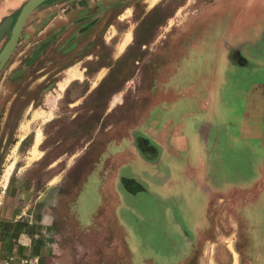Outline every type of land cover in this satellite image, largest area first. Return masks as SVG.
<instances>
[{"label": "rangeland", "instance_id": "374dc122", "mask_svg": "<svg viewBox=\"0 0 264 264\" xmlns=\"http://www.w3.org/2000/svg\"><path fill=\"white\" fill-rule=\"evenodd\" d=\"M73 1L39 5L0 71V264H264V223L251 230L246 224L244 230L237 216L233 224L230 220L205 231L199 247L185 248L187 235L194 238V232L184 226L175 229L177 225L170 221L172 228L166 220L170 203L166 184L172 171L161 145L163 125L173 105L181 108L180 113L173 112L177 121H194L198 139L194 148L201 155L198 160L212 166L216 187L238 185L234 181L246 173L238 169L237 153L245 155L249 164L254 156L262 157L253 151L260 149L253 120H260L264 110V62L256 60L264 59V9L246 22L250 32L260 37L235 43L244 45L246 68L212 70L205 50L188 45L180 61L172 63L179 65L176 74L164 80L167 87L179 83L180 94L187 97L165 105L154 104L163 92L158 78L166 41L156 37L159 27L189 0L159 1L147 22V26L153 22L154 38L133 40L129 32L119 47L121 54L115 53L110 38L128 30V21L142 11L137 13L129 0L122 7H108L113 13L103 16L109 21L100 33L108 39H93L84 49L73 43L89 23L73 31L77 25L70 17ZM28 2L0 0V26L12 20L0 40V54ZM194 6L191 2L187 13L200 8ZM228 25L222 23L217 33L222 36ZM208 93L213 96L212 109L198 110L190 96ZM249 98L260 101L249 105ZM148 108L161 134L132 131V124L142 121L141 114ZM243 112H251L252 117L251 130L246 126V144L231 124ZM189 113L194 115L188 118ZM148 127L143 125L141 130ZM231 135L237 138L231 140ZM147 142L158 149V155L148 151ZM125 144L135 145L143 155L131 159L118 173L135 180L146 193L131 195L139 191L131 192L130 186L136 188L134 181L126 184L114 179V159ZM247 171L251 178L256 176L253 166ZM89 180L94 181L92 186ZM95 181L100 182L98 188ZM120 189L117 215L103 202L119 197ZM260 209L264 217V203Z\"/></svg>", "mask_w": 264, "mask_h": 264}, {"label": "crops", "instance_id": "0c3cea01", "mask_svg": "<svg viewBox=\"0 0 264 264\" xmlns=\"http://www.w3.org/2000/svg\"><path fill=\"white\" fill-rule=\"evenodd\" d=\"M49 1L50 0H47L44 3H48ZM129 1H132L131 6L137 9V13L142 11V15H133L131 20L128 21V23H130L129 29L118 33V36H112L110 38L114 41L112 46H115L116 54H121L119 53V47L129 32L132 33L133 40L138 38H154V33L152 31L154 30L153 22L148 24V26L147 22L153 15L152 13L155 11L156 6L161 0ZM205 1L206 0H189L187 4L180 7L171 19H168L164 25L159 27L161 32L156 38L166 39L162 52L163 63L159 69L160 73L158 78V81L162 82L163 92L160 97L158 96L156 98L154 104H156V102L159 103L160 101L164 104L168 103V101H174L176 104L180 103L179 101L181 98L187 97L180 94L181 86L178 85L179 83L175 82L167 87L164 80L170 76L171 73H174V75L176 74V70L179 69V65L176 63L180 61L182 58L181 54L188 45L194 46L196 49H200L201 47V50H205L206 62L212 64V70H214L215 67H218L219 69H234V67L246 68V51L244 45H236L235 43L241 38L244 40L246 39L248 42L251 39H258L260 37V35L255 37V33L250 32L249 26H246V22L248 20L251 21L257 16V14L262 12L264 9V0ZM127 2L128 0L73 1L70 9V17L72 16V19L76 21L75 24H77L73 31H78V29H81L78 27L89 23V26L85 30H82L81 32L79 31V35H77L78 40H76L73 45H75V47L80 45L85 49V45H88L89 41L91 43L93 39L95 40L96 38H99L100 40L101 37H103V39L107 40V34H104L105 36L100 34L101 32H104L103 26H106L109 21L108 18L103 16H112L113 13L111 10L108 11L107 8L122 7ZM191 2H194L196 7L200 6V8H195L194 12H190L189 14L187 12ZM248 6L252 7L251 11L248 9ZM96 16L98 18L95 20L94 17ZM123 16L125 17V15H122L120 19H122ZM170 22L174 23L171 25ZM225 22L229 24V27L221 36L217 33V29ZM97 33H99V35H97ZM128 47L130 46H127V48ZM256 60L260 63L264 62V59L262 58H257ZM173 62L176 63L173 65ZM168 82L171 83L169 80ZM204 89L205 92H208L209 90L207 87H204ZM194 96L195 97L190 96V100L195 102L198 110L212 109V95L208 93L207 96L197 94H194ZM257 100L260 101L258 98H249V105L251 102L256 103ZM220 101H222V99H220ZM242 103L246 106V97L243 98ZM261 103H263L262 100ZM263 109L264 106L262 107V110ZM180 110L181 108L178 106L173 107L172 105L169 107V111L175 113H180ZM173 112H168L169 118L165 119L162 135L163 139L161 141L163 155L168 153V158L171 162L170 171H172V179L171 176H169V181L166 184V188H168V191L166 192L167 200L169 199L170 203L166 206L165 216L166 220L169 219V225L171 223L170 221H172V223L175 222L174 225H177L175 229H181V226H184L186 229L189 228V230L194 232V238L188 239L187 235L185 243H183L185 248L190 251V248L199 247L203 243L205 231L215 229V224H217L219 228V225H222V222L229 224V221L231 220L233 224L234 222H237L235 221L236 216L239 218L238 222L240 223L238 224L242 223L244 225V230H246V224L251 227L250 230L254 227H260V224L264 223L263 210L260 209L261 203H264V198H261L264 192V149L262 150V148H264V128H261L264 124V120H262V118L264 119V110L263 116L260 117V120H253L256 124L254 127V137L260 140V149L258 151L254 149L253 151L257 153V155L261 153L262 157L261 155L259 158L254 156V163L251 162L249 164V161H246L245 155L237 153V156H239L238 159H240L237 164V166H239L238 169H244L246 173L241 171L245 174L239 175L240 178L234 181L237 183L239 182L238 185H234V183H225L221 188L215 186L217 178L215 174L213 175L211 173L212 166L208 165L207 162H201L198 160L201 155H199L194 148L198 142V139L194 137L195 130H197L196 128H194L195 130L193 129L194 121H177L175 113ZM211 113H213V110ZM141 115V119L143 120L132 124V131H135L140 135H152V133L161 134V131L156 128L158 121L155 120V114L151 113L150 108ZM185 115L188 118H191L194 113ZM232 119L231 124L237 129L236 134H240L238 138H241L246 144V126H248L249 131L252 128V126H250V122H252L251 112H243V115L233 117ZM147 124L149 125L148 129L141 130L142 126ZM140 131L144 132L142 133ZM228 134L229 133H227V135ZM229 138L233 140L237 137H232L231 135ZM147 145V147L151 148V150L148 148V151L153 152V156L158 155V149L151 146L150 142H147ZM119 151V156L114 159L115 167L113 168L115 173H117L114 179L122 180L126 184H129L130 181L133 183L134 181V183H136V188H131L130 186L132 192L134 189L137 190L139 184L131 178L123 177L121 174L119 175L118 170L122 169V166L124 165H129V161L134 157L139 159L143 154L141 155L138 151V147L132 144H125V146ZM116 152L117 151H115V154ZM186 152L187 154L185 155ZM150 160H152V158ZM250 166H253V171L256 175L253 178H251L247 171V168ZM101 179V177L98 178L99 181H101ZM93 182V180H89L87 183H90L89 185L92 186L91 183ZM177 182H179L178 186ZM87 183L85 186H87ZM98 184H100V182H96L97 188L99 187ZM138 190L139 191L137 192H132L133 194L131 195H136L142 192L146 193L148 191H143L140 188H138ZM187 190L193 195L191 196L188 194ZM173 191L182 194V197L173 196V193H175ZM119 194V197L116 196L110 198V202L106 201V198H104L103 202L104 205L107 204V209L109 211H115L117 215V204L122 201L120 199L122 198L121 194H123L122 189H120ZM236 206L240 208L237 212L234 210ZM172 210L178 213L179 218L174 216L175 213ZM172 223L170 227H172Z\"/></svg>", "mask_w": 264, "mask_h": 264}, {"label": "water", "instance_id": "95a60500", "mask_svg": "<svg viewBox=\"0 0 264 264\" xmlns=\"http://www.w3.org/2000/svg\"><path fill=\"white\" fill-rule=\"evenodd\" d=\"M47 0H29V2L25 5L23 8L16 27L14 28L12 38L8 45L5 47V49L2 51L0 54V71L2 68L5 66L7 63L8 59L11 57L13 54L16 46L19 43L20 37L22 35L24 26L32 14V12L42 3H44ZM12 20H6L1 26H0V40L5 36L6 32L11 28Z\"/></svg>", "mask_w": 264, "mask_h": 264}, {"label": "bare ground", "instance_id": "6f19581e", "mask_svg": "<svg viewBox=\"0 0 264 264\" xmlns=\"http://www.w3.org/2000/svg\"><path fill=\"white\" fill-rule=\"evenodd\" d=\"M122 51V50H121ZM71 73V72H70ZM74 76V75H73ZM69 80V79H68ZM43 141V140H42ZM7 182V181H6Z\"/></svg>", "mask_w": 264, "mask_h": 264}]
</instances>
